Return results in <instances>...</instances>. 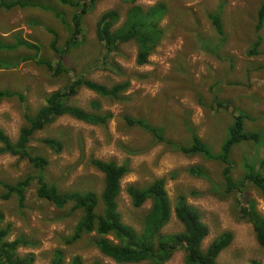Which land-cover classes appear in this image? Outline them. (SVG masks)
I'll list each match as a JSON object with an SVG mask.
<instances>
[{
	"label": "rangeland",
	"instance_id": "1",
	"mask_svg": "<svg viewBox=\"0 0 264 264\" xmlns=\"http://www.w3.org/2000/svg\"><path fill=\"white\" fill-rule=\"evenodd\" d=\"M30 1L52 6L68 24L41 7L0 5V44L12 47L0 46L3 62L0 89L11 93L0 101V128L9 140L15 141L20 127L27 124L26 114L33 115L49 93L65 89L76 76L82 75L109 88L127 81L117 99L86 88L66 99L68 104L89 112H109L111 117L105 123H86L64 115L34 133L30 145L49 161L46 178L62 190L91 189L99 193L103 174L89 160L125 164L128 172L120 182L118 209L125 223L140 230L150 201L133 207L125 188L130 184L145 186L162 177L172 208L177 197H184L208 227L201 245L203 250L223 232H232L231 243L219 253L216 263L251 264L255 260L264 264V249L258 244L252 225L239 215L237 203L241 197L225 191L222 163L198 154L186 155L161 142L153 143L150 133L123 119L124 115L145 119L180 145L189 144L188 126L193 125L201 140L216 153L235 116L241 113L244 129L257 131L260 137L258 142L233 146L232 174L239 179L245 171V162L256 165L264 158V21L257 33L254 25L264 0H96L81 16L82 33L77 36L76 46L62 59V67L68 72L58 75L53 74L58 55L50 45L54 36L50 29L58 37L56 47L60 50L71 35L75 9L59 0ZM157 1H163L169 10L161 20L164 35L147 63H136L137 45L133 40L120 44L113 52L106 51L97 40L96 21L103 11L118 10L119 25L132 5L146 7ZM209 13H218L221 34L212 26ZM257 34L261 42L252 54L249 50ZM44 137L61 139L62 150L56 153L41 143ZM195 165L204 169L201 176L188 172L187 168ZM37 174L26 159L0 153V179L15 182L27 175L33 177L25 190L21 210L14 195L1 198L4 190L0 186V211L5 222L12 224L10 238L23 237L28 241L19 247V253H33L32 264H51L53 250L61 248L62 264H70L75 255L80 257L81 264H116L91 243L93 233L82 235L71 244L63 241L62 237L71 233L80 214L70 206L57 209L38 198ZM241 196V200L252 198L264 215V199L257 188L246 183ZM182 229L171 213L162 233ZM167 264H186L183 250L174 251Z\"/></svg>",
	"mask_w": 264,
	"mask_h": 264
},
{
	"label": "trees",
	"instance_id": "2",
	"mask_svg": "<svg viewBox=\"0 0 264 264\" xmlns=\"http://www.w3.org/2000/svg\"><path fill=\"white\" fill-rule=\"evenodd\" d=\"M0 0V5L12 8L20 6H37L48 11H52L62 19V14L52 6L41 3H33L30 0H13L4 2ZM64 5H69L75 9L72 14V27L70 37L64 42L63 47L58 50L56 43L58 37L50 29L53 39L51 47L57 52L58 60L54 75L60 72H68L62 67V59L73 47L76 46L77 36L82 33L80 24L81 16L87 13L96 0H59ZM82 1V3H81ZM134 1V0H130ZM168 7L163 1H157L146 7L134 4L126 12V18L118 25L120 13L116 9L103 11L97 18L95 36L102 43L108 52L117 50L120 44L130 40L137 45L136 63L138 65L148 62V57L154 47L164 35L161 20L168 12ZM209 20L218 34L222 33L221 20L218 13H209ZM264 21V2L259 6L256 13L255 32H259ZM20 42V41H19ZM261 42V36L257 34V40L249 50L256 53L255 47ZM22 44V43H20ZM27 46H34L24 42ZM1 47L12 48L9 45L0 44ZM27 59V58H23ZM3 62H0V68ZM128 82L123 81L112 85L110 88L86 79L79 75L71 82L69 81L65 89L55 90L49 93L44 103L33 115L26 114L27 124L19 129L18 137L15 141H10L7 135L0 128V153H10L18 156L19 159H26L31 166L38 171L36 196L46 200L57 209L70 206L72 210L79 212V217L74 224L69 235H65L63 241L71 244L82 237L93 233L91 243L104 256L111 259L116 264H167L174 251L181 249L184 252V262L186 264H217L216 259L219 253L227 247L233 238L230 231H225L203 250L201 248L203 239L208 234V227L201 221L198 210L190 205L182 196L177 197L172 208L165 188V180L162 177L155 178L145 186L127 185L125 191L130 197L133 207L138 208L146 201H150V207L142 220L140 230L125 223L118 209L117 196L121 191V179L128 172L125 164H118L113 160L104 161L91 158L90 164L103 174V186L99 193L94 190H62L57 183L49 181L45 176V170L49 164L47 158L35 153V148L30 145L34 133L45 128L56 118L68 115L79 121L86 123H105L110 117L109 112L98 114L89 112L78 106L70 105L66 102L68 97L77 94L80 88L89 89L101 96L115 98L126 88ZM11 93L0 89V101L10 97ZM244 115L239 113L235 116L226 138L222 141L218 152L213 153L209 146L197 135L193 125L188 126L190 132V142L188 145H180L174 140L164 135L160 127L150 124L145 119H133L129 115H124L123 119L127 124L136 126L151 134L153 143L161 142L173 150H178L186 155H201L204 158L219 161L222 163L221 175L224 179L226 192H234L241 197V191L247 184L253 185L264 199V158L258 160L257 164L245 162V171L239 179L232 174L234 166L231 160L232 148L240 142H258L260 134L255 131L244 129ZM41 143L58 153L63 148V142L57 137H44ZM188 172L201 176L204 169L201 166H189ZM33 177L27 175L15 182H7L0 179V186L4 190L1 198L8 199L15 196L19 210L25 205V190L29 187ZM238 199V211L241 218L249 222L255 232L258 244L264 249V215L257 208L256 202L249 197ZM171 213L182 224L181 231L173 233H162V228L169 221ZM12 224L5 222L4 214L0 211V264H32L34 255L31 252L20 254L19 247L28 244L23 237L10 238ZM63 250L55 248L52 252L51 264L63 263ZM70 264H81V259L75 255ZM93 264H99L94 262ZM251 264H261L258 261H251Z\"/></svg>",
	"mask_w": 264,
	"mask_h": 264
},
{
	"label": "bare ground",
	"instance_id": "3",
	"mask_svg": "<svg viewBox=\"0 0 264 264\" xmlns=\"http://www.w3.org/2000/svg\"><path fill=\"white\" fill-rule=\"evenodd\" d=\"M218 264V263H217Z\"/></svg>",
	"mask_w": 264,
	"mask_h": 264
}]
</instances>
